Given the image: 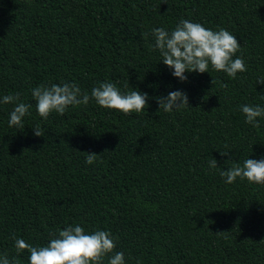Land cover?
Here are the masks:
<instances>
[{
  "label": "trees",
  "instance_id": "1",
  "mask_svg": "<svg viewBox=\"0 0 264 264\" xmlns=\"http://www.w3.org/2000/svg\"><path fill=\"white\" fill-rule=\"evenodd\" d=\"M181 19L232 33L247 70L172 76L152 29ZM262 77L264 0H0V99L32 105L9 127L14 105L0 103V255L29 264L13 236L45 246L78 224L111 232L125 264H264V184L220 175L264 157V117L253 127L240 111L264 107ZM63 82L89 103L41 117L32 89ZM102 82L147 92L148 107L99 106L91 90ZM176 90L190 106L158 110L154 98ZM84 152L99 155L89 165Z\"/></svg>",
  "mask_w": 264,
  "mask_h": 264
},
{
  "label": "clouds",
  "instance_id": "2",
  "mask_svg": "<svg viewBox=\"0 0 264 264\" xmlns=\"http://www.w3.org/2000/svg\"><path fill=\"white\" fill-rule=\"evenodd\" d=\"M155 40L154 48L159 50L161 62L172 70L171 74L181 82H186V72H208L209 66L215 71H222L229 77L235 78L237 73L246 71V65L242 58L233 59L240 49L237 38L226 29L213 31L205 28L200 23L181 19L175 28L169 32L164 28L152 29ZM215 81L212 80V84ZM256 84L264 85V77L257 80ZM227 87V85H222ZM32 97L36 104L38 114L47 118L50 113L56 112L64 115L69 106L87 105L89 95L81 92L75 83L63 82L50 86H38L32 89ZM91 98L106 109H114L125 115L132 112H141L148 107L150 99L147 92L132 90L122 93L111 82H102L91 90ZM264 98V96H262ZM159 109L171 112L189 105L188 95L182 90L170 91L167 96L154 98ZM0 103L13 104L10 112L9 127L22 126L23 118L30 115L31 104L20 102V94L4 95ZM240 111L246 117V123L253 127H259L258 117H264V107L260 105L245 104L240 106ZM37 137H43V129L37 125L33 128ZM85 162L89 165L96 161L99 154L84 152ZM221 156H229L230 152H220ZM232 161L231 159L226 163ZM209 166L217 168V160L212 159ZM225 182L233 183L237 178L247 180L250 183L264 184V157L260 159L247 158L243 163L233 162L227 170L220 172ZM223 233V232H218ZM14 239V247L17 253L27 250L29 264H125L123 252L114 251L116 237L105 230H95L86 233L80 225H69L63 230H58V235H53L45 246H33L22 238ZM111 254V255H109ZM0 264H17L15 258L9 259L7 254L0 255ZM137 264H140L138 261Z\"/></svg>",
  "mask_w": 264,
  "mask_h": 264
}]
</instances>
